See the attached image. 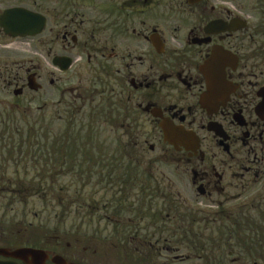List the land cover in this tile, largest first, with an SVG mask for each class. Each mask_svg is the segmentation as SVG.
<instances>
[{"label": "flooded vegetation", "instance_id": "obj_1", "mask_svg": "<svg viewBox=\"0 0 264 264\" xmlns=\"http://www.w3.org/2000/svg\"><path fill=\"white\" fill-rule=\"evenodd\" d=\"M217 52L231 55L232 89L208 109L201 66ZM30 95L40 143L30 127L28 142L0 143V264H264V223L236 221L249 211L237 206L264 199V0H0V102ZM166 122L184 131L176 145ZM13 131L0 127V139ZM32 147L54 158L11 160ZM158 148L166 154L150 158ZM170 159L194 200L155 174ZM35 162L50 173L32 174ZM32 180L90 189L94 201L78 206L86 228L45 222L31 200L57 201L29 198ZM157 183L184 206L141 207ZM253 187L257 196L234 203ZM115 189L123 206L97 198Z\"/></svg>", "mask_w": 264, "mask_h": 264}, {"label": "trees", "instance_id": "obj_2", "mask_svg": "<svg viewBox=\"0 0 264 264\" xmlns=\"http://www.w3.org/2000/svg\"><path fill=\"white\" fill-rule=\"evenodd\" d=\"M0 127L1 128H12V129H18L19 131H13L11 134H4L3 137L5 136H9L10 138H1L0 139V143H8V142H12V143H24V142H28V140H26V136H25V129L27 127H30L31 132L34 130V133L31 135L29 142L33 143V144H39V140H38V136L36 134V130L38 127V117L36 114L31 113L29 111H17L12 109L11 111H6L5 108L4 109H0ZM83 140H85V138H83ZM4 150H7L6 148H3ZM24 148H15L13 147L11 150L12 152H16V151H22ZM28 150L34 152V154L29 155L27 157L21 156V155H12L11 156V160L13 159H25L28 158L29 160L31 159H41L43 158L44 161H48L53 159V155L52 154H44V153H52V151H47L46 149H42L40 147H32L29 148ZM52 164H50L51 166ZM40 166V162L38 163H31L30 168L31 169H35L32 170L33 174H36V176H39L41 174L47 175L50 172L46 169L47 167H49V163L46 162L44 163L45 166V171H43L42 169H36V167ZM57 182H52V181H36V180H32L28 183V187L27 190L30 192L29 193V198L36 196L35 194H31L32 192L35 193H42V196L44 198V200L47 199H51L52 200H56L57 203H55V205L53 203H50L49 205L51 206H58L62 208V214L64 212L69 211V208H72L74 205L73 203H77L80 204V201H76L73 202L72 198L69 197L68 195H66L65 197L62 196V192H64L65 190L67 191V193H69L70 188L67 187L65 189L60 188L57 189ZM19 189H21V185L19 183ZM13 190V189H12ZM60 191L58 193V197L56 196V193ZM41 196V198H42ZM120 202V203H119ZM123 206L124 204H122V201L120 200H113V204L112 207H118V206ZM139 205L143 208L144 207H151V206H156L157 208H167V207H173V208H177V207H181L184 206V203H181L177 200L175 195H170V196H166L165 195V189L162 188L160 186L159 183H157V189H156V197L154 199L149 198L146 199L145 197H141L139 199ZM133 206V205H132ZM237 207H244L247 208L249 211L247 213H239L237 214V222H241V223H264V199L262 198H256V199H252V201L248 202V203H243L240 204ZM159 213V212H158ZM167 212H162L160 215L165 216ZM118 216H120V214H117ZM112 216V215H111ZM128 216V215H126ZM143 219H147L148 215L145 214L143 211L141 213V217H143ZM142 219V220H143ZM158 222H168V220L166 219H159L157 220ZM177 236L175 234L172 235V239L176 238ZM189 238H201L200 236H189ZM260 238V236H259Z\"/></svg>", "mask_w": 264, "mask_h": 264}, {"label": "rangeland", "instance_id": "obj_3", "mask_svg": "<svg viewBox=\"0 0 264 264\" xmlns=\"http://www.w3.org/2000/svg\"><path fill=\"white\" fill-rule=\"evenodd\" d=\"M255 1V0H254ZM26 98V99H24ZM22 98L23 100H21V98L18 100L17 98L14 99L12 102L10 103H1L0 102V109H4L6 111H11L12 109L17 110V111H33L34 113L38 112L37 109V105L40 104V102L38 101L37 96L35 95H30L29 97H24ZM19 101V104H15V102ZM142 123H145V120H142ZM147 129H149V127L147 128V126L144 127V130L147 131ZM154 141H151L150 143H153ZM163 150H167L165 148H162ZM163 150H160L158 148V150L156 151V153H151L149 155L150 158H160V156L166 154V152H161ZM165 157V156H163ZM169 156H167L166 158H168ZM164 159V158H163ZM172 159L165 161H158L155 165V169L156 172L155 174L158 175H164L166 177V179H170L173 186V190L175 192H181L183 195V197L185 196L188 200H194V196H195V190H193L192 184H191V180L190 177L189 178H184V175L181 174V172H177L176 167L172 164ZM33 174V173H32ZM72 178V177H71ZM70 178V181H72V179ZM167 182V181H166ZM63 185H70V191L69 193H67V191L65 190L64 192H62V196L65 197L66 195H68L69 197L72 198L73 202H76L77 200H79L78 195L76 194V191H80V194H83V196H80V202H88L90 203L91 201H94V199L92 198V196L89 194L90 189L87 190H83L82 188V184L81 183H76V181H74V183H65V182H61L60 186ZM162 186L166 187L168 184H161ZM254 189L249 192L247 194V196L244 198H240L238 199V201H234V203H240L243 202L244 200H250L252 198H254L255 196H257L259 193H257L258 191H256L258 188L253 187ZM169 190V189H167ZM117 193V189L115 190H108V191H104L101 194L97 195V198H99L100 201L104 200V202H108L110 203L112 200H117V198L115 197V194ZM217 196V195H216ZM118 197V196H117ZM216 199V197L214 198ZM178 200V199H177ZM199 201L197 203H193L191 204L192 206H198V205H210L213 206L215 205L211 199V202H207L206 200H202V199H198ZM32 202L29 204L30 207H35L36 210H38L39 212H41V217H43L45 222H50V223H55V222H64V223H76V224H83V229L86 228V223H88L90 220H88V211L87 209H85L84 211L82 209H79L78 206H80L79 204H74V206L70 209V211L64 212L65 215L63 216L62 214V208H58L56 211H60L61 213V219H57V212H55L51 205L45 203V202H41V200L37 199V198H33L31 200ZM179 202L183 203L182 201L178 200ZM49 203V202H48ZM233 203V204H234ZM127 205V204H125ZM111 211V210H110ZM112 212V211H111ZM102 217L105 216L106 212L102 211ZM94 222H97V220H94ZM103 224H105V220L102 221ZM84 231V230H83ZM184 254L186 253V250L184 251ZM198 262V261H196ZM243 264H246L245 262H242ZM178 264H189V262H183V263H178ZM198 264H200L198 262Z\"/></svg>", "mask_w": 264, "mask_h": 264}, {"label": "water", "instance_id": "obj_4", "mask_svg": "<svg viewBox=\"0 0 264 264\" xmlns=\"http://www.w3.org/2000/svg\"><path fill=\"white\" fill-rule=\"evenodd\" d=\"M20 10H12L6 12L2 20L17 17ZM24 16V15H23ZM231 57V55H230ZM230 57L226 54L217 52L212 55L203 66L201 71L207 79L208 92L203 96L202 104L206 108H211L214 105L212 99L220 95L223 101L229 98V93L232 89L231 83L227 80L226 66L229 64ZM232 59V58H231ZM165 139L171 144L176 145L179 139L184 138V131L180 127H176L173 123H164Z\"/></svg>", "mask_w": 264, "mask_h": 264}]
</instances>
